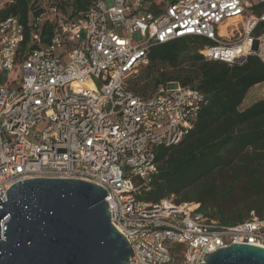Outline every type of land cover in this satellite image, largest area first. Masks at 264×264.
I'll use <instances>...</instances> for the list:
<instances>
[{
    "label": "built area",
    "instance_id": "obj_1",
    "mask_svg": "<svg viewBox=\"0 0 264 264\" xmlns=\"http://www.w3.org/2000/svg\"><path fill=\"white\" fill-rule=\"evenodd\" d=\"M34 1L44 12L33 26L53 22L47 45L18 58L23 25L0 19V197L28 178L89 180L105 189L135 264H198L231 243L264 248V215L225 225L198 202L137 198L157 173L155 147L178 144L207 100L177 81L147 97L128 87L151 47L174 39H199L205 60L264 64V0H92L70 19Z\"/></svg>",
    "mask_w": 264,
    "mask_h": 264
},
{
    "label": "trees",
    "instance_id": "obj_2",
    "mask_svg": "<svg viewBox=\"0 0 264 264\" xmlns=\"http://www.w3.org/2000/svg\"><path fill=\"white\" fill-rule=\"evenodd\" d=\"M59 1L58 4L57 0H50L49 4L56 5L60 14L69 5L71 17L85 13L92 3V0ZM43 12L44 8L35 5L34 0H10L0 8V19L15 15L23 25L18 58L50 42L53 22L47 20L38 28L33 26ZM34 33L39 34L38 41L33 40ZM199 42L196 38L174 39L152 46L147 63L135 69L145 67L146 73L139 76L144 81L139 84L133 75L128 81V87L142 97L148 96L150 80L155 89L160 84L177 81L200 89L207 100L192 129L178 144L155 147L157 173L148 188H142L136 196L147 201L173 196L177 203L198 202L210 217L202 208L201 196L209 192L208 185L202 182L214 172L230 168L235 176L245 179L257 197L246 210H256L262 216L264 99L243 109L240 105L248 90L264 81V64L253 56L241 65L205 60L197 51ZM243 219L237 214L235 221H217L229 225Z\"/></svg>",
    "mask_w": 264,
    "mask_h": 264
},
{
    "label": "water",
    "instance_id": "obj_3",
    "mask_svg": "<svg viewBox=\"0 0 264 264\" xmlns=\"http://www.w3.org/2000/svg\"><path fill=\"white\" fill-rule=\"evenodd\" d=\"M0 197V264H135L110 220L106 191L86 179L28 178ZM198 264H264V248L231 243Z\"/></svg>",
    "mask_w": 264,
    "mask_h": 264
},
{
    "label": "rangeland",
    "instance_id": "obj_4",
    "mask_svg": "<svg viewBox=\"0 0 264 264\" xmlns=\"http://www.w3.org/2000/svg\"><path fill=\"white\" fill-rule=\"evenodd\" d=\"M10 0H0V8H2ZM157 4H162L164 1L170 0H153ZM59 4L60 1L57 0ZM65 11L61 12V17L63 19L71 18V7L65 5ZM50 15V14H49ZM51 17V16H50ZM145 67H139L134 70L130 75L135 76L134 80H138L141 84L144 80L140 79V75H144ZM157 75V74H154ZM14 75L11 74L8 84L11 83ZM150 79V77H149ZM148 79V80H149ZM16 82L15 85H18ZM151 87L147 90V95L152 94L156 89L154 88L153 81L150 80ZM249 93L245 95L242 104L247 103ZM207 184L209 187V192L206 195H202L201 198L204 200V207H202L211 218L215 220H237V214H241L243 218H247L253 212L258 215L256 210L247 211L246 207L253 204L257 197L253 189L246 183L245 179L235 176L232 170H222L214 172L210 177L202 182V185ZM175 198V197H174ZM193 202V201H190ZM202 205L200 204V207ZM262 215H264V207L260 210ZM231 221V222H232Z\"/></svg>",
    "mask_w": 264,
    "mask_h": 264
},
{
    "label": "crops",
    "instance_id": "obj_5",
    "mask_svg": "<svg viewBox=\"0 0 264 264\" xmlns=\"http://www.w3.org/2000/svg\"><path fill=\"white\" fill-rule=\"evenodd\" d=\"M248 93H249V97H248L247 103L245 105L241 103L240 105L241 109L248 107L249 105H251L252 103L260 99H264V81L253 85L248 90L247 94Z\"/></svg>",
    "mask_w": 264,
    "mask_h": 264
},
{
    "label": "bare ground",
    "instance_id": "obj_6",
    "mask_svg": "<svg viewBox=\"0 0 264 264\" xmlns=\"http://www.w3.org/2000/svg\"><path fill=\"white\" fill-rule=\"evenodd\" d=\"M221 31H223V30H221Z\"/></svg>",
    "mask_w": 264,
    "mask_h": 264
}]
</instances>
